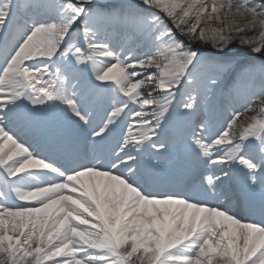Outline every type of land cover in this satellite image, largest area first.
I'll return each mask as SVG.
<instances>
[{
	"label": "snow or ice",
	"instance_id": "obj_1",
	"mask_svg": "<svg viewBox=\"0 0 264 264\" xmlns=\"http://www.w3.org/2000/svg\"><path fill=\"white\" fill-rule=\"evenodd\" d=\"M0 35V264H264V204L230 186L264 187V86L218 129L189 121L199 185L144 162L234 41L264 59V0H0ZM53 108L70 137L37 127Z\"/></svg>",
	"mask_w": 264,
	"mask_h": 264
},
{
	"label": "bare ground",
	"instance_id": "obj_2",
	"mask_svg": "<svg viewBox=\"0 0 264 264\" xmlns=\"http://www.w3.org/2000/svg\"><path fill=\"white\" fill-rule=\"evenodd\" d=\"M110 1H114V2L125 1L126 4H124L123 6L131 5V4H134L137 2V0H110ZM249 2L255 3V2H252V0H249ZM247 35L248 36H254V35H257V33L249 31V32H247ZM1 38H2V35H0V41H1ZM117 38H118V40H121V38L119 36ZM121 42L124 43L125 45L128 43L127 41H121ZM204 47L208 49V51H206L204 53V55L211 54L212 50L210 49V46H204ZM230 48L234 52H236V53H234L236 55L227 54L226 57L228 59H231L232 61L234 60V64H237V62H239L243 59H246L242 62V64L250 65L251 61H252V63L257 65V68L253 69L252 71H254L255 73H258V72L260 73L259 84H264V75L258 69V66L264 63V59H262L258 55L250 54L249 48L247 46H241V44L239 43V40L234 41L230 45ZM244 51L247 53L245 54ZM239 69L240 68H238V70ZM241 70H243V72H245V73L250 72L249 69H241ZM230 86H228L226 89L231 91V97L224 94V95H221L220 98H217L216 93H215V95L213 96L212 101L209 105H213V104L217 105L218 104V106L216 107V109H218L221 107L220 105H222L224 102H226V104L235 103V107H239L240 106L239 102H240L241 98L243 97L242 93L240 92V85L239 86L233 85V87H232V85L230 84ZM226 89H225V91H227ZM201 92L203 93V89H201ZM193 94H195V93H193ZM222 101H224V102H222ZM205 104L202 105V108ZM98 105L101 107L100 114H103V112H102L103 106L101 104H98ZM202 108H201V111L198 113V114H200V117L202 115H205V116H203L204 117L203 119L207 120V118H208V120L209 119L211 120L212 115H215V118L218 119V122H216L214 124L217 127V129H218V125L222 126L225 123V118H223V117L221 118L220 116L217 115V113H214V112L211 114H206L207 112L204 111ZM173 111H175L173 114V117L176 120L177 125L175 126L174 122L172 123V121H174V119L172 118L171 121L169 120L165 124L164 130H163L162 135H161L164 138V142L168 146L167 150L165 151V155H168L169 157H173V162L179 160L178 158L183 156L186 159L193 160L195 162L194 165L200 166L199 162L197 161L195 152L193 151V147L191 146L190 140H187L185 138V135H183V132L186 131V129L184 130V125L186 123H188V121L191 120L195 115L193 117H188L187 114L184 112V110H180V109L177 110L175 108V106L173 108ZM55 112L57 115L60 116V119L62 122L68 123L70 125V123L65 119L63 113H61L58 109H55ZM198 114L196 115V117L198 116ZM196 117H195V119H196ZM129 122H131V121L129 120ZM129 122H127V123H129ZM173 129L176 130V133L174 136H172L170 134H167V135L164 134V131L168 130V133H170ZM70 130H71V128H70ZM150 150H154V149H151L150 147H148L146 149V151H150ZM211 171L212 170L209 169L207 171L206 175L211 174ZM241 180H242V177L237 174V175L233 176L232 181L230 182V185H233L234 188H240V190L244 189V187L242 186ZM254 188L259 189V185H255ZM262 189H264V187H262ZM211 199L213 200L212 197H211ZM221 200H223V198Z\"/></svg>",
	"mask_w": 264,
	"mask_h": 264
},
{
	"label": "rangeland",
	"instance_id": "obj_3",
	"mask_svg": "<svg viewBox=\"0 0 264 264\" xmlns=\"http://www.w3.org/2000/svg\"><path fill=\"white\" fill-rule=\"evenodd\" d=\"M119 2H121V1H119ZM130 2V1H129ZM252 2H255V3H258L259 2V0H252ZM117 2H114V1H110V0H94V6L95 7H99V6H104V7H113L112 9H114V8H117V7H119V6H117V4H116ZM117 6V7H116ZM234 53H236V52H234L231 48H229V50L227 51V53H226V55L227 54H231V55H236V54H234ZM240 53V52H239ZM244 53L246 54L247 52H245L244 51ZM225 59H226V66H228V65H230V63L232 64V60L231 59H228L226 56H225ZM243 67H249V68H251V69H254V68H256L257 67V65L256 64H254V63H252V61H251V64L250 65H248V66H243ZM259 67V69H261V70H263L264 71V63L262 64V66H258ZM223 87H224V85H221L219 88H218V90H217V92L216 93H218V92H220L222 89H223ZM204 108H207V105H205L204 106Z\"/></svg>",
	"mask_w": 264,
	"mask_h": 264
}]
</instances>
